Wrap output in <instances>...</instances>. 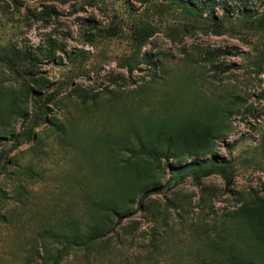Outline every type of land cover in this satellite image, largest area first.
Returning a JSON list of instances; mask_svg holds the SVG:
<instances>
[{
  "label": "rangeland",
  "instance_id": "374dc122",
  "mask_svg": "<svg viewBox=\"0 0 264 264\" xmlns=\"http://www.w3.org/2000/svg\"><path fill=\"white\" fill-rule=\"evenodd\" d=\"M189 1L201 17L171 0H0V91L25 86L0 138V264H25L43 227L89 221L87 201L134 188L132 212L170 177L166 164L216 156L229 191L213 174L152 194L164 219L132 214L115 229L114 263L90 264H137L153 232L160 264H200L203 230L227 232L220 219L242 195L264 199V0ZM188 120L191 138H209L199 154L166 160L145 144ZM137 138L153 154L133 157Z\"/></svg>",
  "mask_w": 264,
  "mask_h": 264
},
{
  "label": "trees",
  "instance_id": "16d2710c",
  "mask_svg": "<svg viewBox=\"0 0 264 264\" xmlns=\"http://www.w3.org/2000/svg\"><path fill=\"white\" fill-rule=\"evenodd\" d=\"M233 1L246 4L249 0ZM171 2L177 4L185 15L201 17L200 8L191 1L171 0ZM226 14L225 11L222 16ZM261 25L264 26V17ZM140 32L143 33L144 30L141 29ZM126 67L127 71L131 72L132 68L129 63L126 64ZM29 89L32 91V88ZM7 91H0V105L3 101L9 100L3 109L0 108V138L13 135L10 127L14 101L25 103V86L23 84L9 95L10 98L6 99ZM187 122L173 130L164 132L172 134L155 136L145 144L162 153L161 157L166 160L168 157L178 159L183 153L188 156L199 154L198 152L206 147V141L209 138H191L189 132L193 127L190 120ZM145 131L147 134L150 133V130L146 129ZM202 132L205 133V130L202 129ZM137 140L139 148L137 151L131 152L133 157L153 154L147 146L142 144L140 138ZM166 168L170 177L163 185L151 187L141 193L132 212L129 211V207L136 197L135 190H133L134 188H125L119 201H87V211L90 217L86 223L61 221L56 225L38 230L31 240L25 264H63L64 260L72 254H80L89 264L103 259L114 263L113 252L116 247L112 239L118 236L115 229H122L120 225L124 219L130 218L138 211L164 219V213H161L157 207L154 208V205H148L145 202L149 196L170 192L179 182L188 177L195 185H198L203 178L213 174L219 175L224 182L226 192L229 191L232 180V172L228 170L227 164L221 160L218 161L216 156L184 164H166ZM238 201L240 206L220 219L222 224H230L227 232L221 230V232L211 233L207 228L203 230L202 241L206 253L202 257H195V261H199L200 264H264V199L247 198L242 195ZM113 218H115V222L111 221ZM206 225L208 224L205 222L203 226L206 227ZM157 233L161 237L163 232ZM157 239L153 232L146 247L148 250L144 257L136 261L137 264L161 263V253H157L159 248Z\"/></svg>",
  "mask_w": 264,
  "mask_h": 264
}]
</instances>
